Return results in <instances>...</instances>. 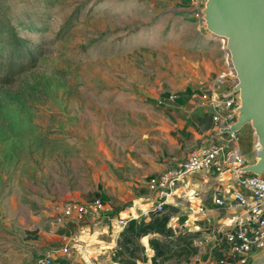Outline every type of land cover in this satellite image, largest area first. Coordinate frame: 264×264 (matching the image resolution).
<instances>
[{"label": "rangeland", "instance_id": "rangeland-1", "mask_svg": "<svg viewBox=\"0 0 264 264\" xmlns=\"http://www.w3.org/2000/svg\"><path fill=\"white\" fill-rule=\"evenodd\" d=\"M195 1L0 0L3 59L43 52L0 84V264L55 263L63 243L47 235H60L53 219L66 202L104 195L114 211L133 206L172 144L180 102L199 111L211 84L230 88L226 42ZM249 130L237 133L241 151ZM177 231L161 256L135 244L106 264H210L209 249ZM249 264H264V252Z\"/></svg>", "mask_w": 264, "mask_h": 264}, {"label": "built area", "instance_id": "built-area-1", "mask_svg": "<svg viewBox=\"0 0 264 264\" xmlns=\"http://www.w3.org/2000/svg\"><path fill=\"white\" fill-rule=\"evenodd\" d=\"M189 2L196 3L195 0ZM227 70L231 75L230 88L227 87L224 92V84L214 82L204 96L211 110L215 140L189 150L185 157L175 160L163 172L146 179L152 210L144 211L143 215L160 212L176 185L189 174L209 172L216 175L217 182L231 183V187L226 192L219 189L211 194V201L215 207L235 214L230 217L229 225L223 232L219 244L223 248L222 255L215 264H249L253 256L264 252V175L238 174L239 169L248 165L240 151L238 136L219 134L220 129L229 128L235 122L234 110L239 106V96L232 90L237 80L231 63L227 64ZM199 211L204 213L203 209ZM90 217L104 219L109 234L117 236L126 228L132 213L130 208L114 213L99 198L89 202L69 201L55 215L53 225L59 231L70 225L80 226ZM68 253L67 247L61 249V255ZM39 263L54 264V261L45 257Z\"/></svg>", "mask_w": 264, "mask_h": 264}, {"label": "crops", "instance_id": "crops-1", "mask_svg": "<svg viewBox=\"0 0 264 264\" xmlns=\"http://www.w3.org/2000/svg\"><path fill=\"white\" fill-rule=\"evenodd\" d=\"M223 87L224 92L227 91V85H223ZM190 103L189 100L183 101L177 107L181 110V117L177 120V131L173 135L172 144L165 149H161V156L159 157L162 160L160 158L156 159L157 161L148 168L149 173L147 175L151 176L163 172L175 160L185 157L189 150L215 140L216 131L214 125L211 121H205L202 116L203 113H206L210 114L211 118L210 108L196 111L189 106ZM252 133L251 130L246 133V147L243 151L240 150L248 165L254 163L253 146L255 138ZM216 179V175H212L209 172L189 174L176 185L172 195L165 202L163 209L160 212L152 211L154 214H148L147 216H144L143 213L144 211L152 210V201H150L151 194L147 187L143 185L138 196L135 197L134 205L130 207L132 213L130 221L146 225L152 222L155 217L164 218V220L166 219L164 231H169L170 234L166 238L161 234L151 232L139 238L136 241L137 244L148 250L150 256H153L155 252L149 240L158 239L160 241L159 244L164 243L166 246L169 244L175 245L182 239L179 236L181 232L177 230L182 229L191 235V247H197L200 251L205 248L209 249L208 261L210 264L219 262L223 249L219 244L223 232L229 225L230 217L235 213L213 205L211 194L218 192L219 189L222 192H226L231 187V183H226L225 181L219 183ZM164 209H166L165 212H163ZM200 209H203L204 213H201ZM111 210L114 213L125 211H114L112 208ZM102 220L90 217L80 226L70 225L66 229L59 230L60 235L49 233L48 237L61 239L62 248L67 247L69 249V253L66 256L61 255L59 250L52 252L57 258L54 264H106L107 257L121 251L118 245L121 235H109L106 227L107 223ZM198 259L199 255L197 254L196 261Z\"/></svg>", "mask_w": 264, "mask_h": 264}, {"label": "water", "instance_id": "water-1", "mask_svg": "<svg viewBox=\"0 0 264 264\" xmlns=\"http://www.w3.org/2000/svg\"><path fill=\"white\" fill-rule=\"evenodd\" d=\"M206 30L226 42L239 96L236 119L220 135L250 126L254 163L238 174L264 175V0H205L201 11Z\"/></svg>", "mask_w": 264, "mask_h": 264}, {"label": "trees", "instance_id": "trees-1", "mask_svg": "<svg viewBox=\"0 0 264 264\" xmlns=\"http://www.w3.org/2000/svg\"><path fill=\"white\" fill-rule=\"evenodd\" d=\"M42 54L43 52L40 50L36 51V53H33L32 51H22L18 52L17 55L15 54L16 56L12 54L7 59H3V56L1 54L0 84L12 85L16 81L17 77L33 69L36 66V63L38 59L42 56ZM95 198L101 199L104 204L107 203V198L104 195H96ZM165 224L166 219L164 220V218L158 217L153 218L152 222L146 225L143 223L138 224L135 221H130L122 232L120 242L118 243L119 248L121 249L120 253L123 250H129L130 255L135 253V251H133V246L137 244L136 241L151 232L161 234L167 238L170 232L164 231ZM149 243L150 245H152L156 256H161L162 252L168 248V246H166L164 243L159 244L160 241L158 239H151L149 240Z\"/></svg>", "mask_w": 264, "mask_h": 264}]
</instances>
